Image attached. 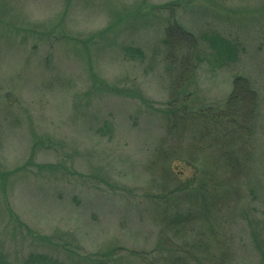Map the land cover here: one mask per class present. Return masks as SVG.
<instances>
[{
    "label": "rangeland",
    "instance_id": "obj_1",
    "mask_svg": "<svg viewBox=\"0 0 264 264\" xmlns=\"http://www.w3.org/2000/svg\"><path fill=\"white\" fill-rule=\"evenodd\" d=\"M169 2L176 6L161 8ZM171 14L198 38L176 48L194 65L177 91L191 114L224 109L235 74L258 96L246 93L252 119L230 145L246 169L237 191L181 232L171 217L191 202L177 193L207 203L230 168L222 132L218 152L203 151L211 140L198 137L196 119L172 130L162 111L175 76L165 59ZM214 34L238 43L236 62L216 55L205 39ZM261 35L264 0H0V245L8 260L38 253L63 264H161V244L202 256L193 243L203 241L211 253L229 245L231 264H264ZM190 152L197 158L188 162Z\"/></svg>",
    "mask_w": 264,
    "mask_h": 264
},
{
    "label": "trees",
    "instance_id": "obj_2",
    "mask_svg": "<svg viewBox=\"0 0 264 264\" xmlns=\"http://www.w3.org/2000/svg\"><path fill=\"white\" fill-rule=\"evenodd\" d=\"M174 6H176L175 2H169L164 4L161 8L170 10L173 9ZM164 36L165 44L170 47L169 53L165 58L167 73L171 74V76H173V73H175L172 83L171 100L167 102L166 108L162 110L167 117L168 126L172 130L182 131V129H184L185 131L184 127L188 124L187 121L189 120L192 122L195 121L194 119H196L202 131L198 137L200 139L206 137V140H211V142H209V145L205 144L204 146H202L200 142H202L203 140H200L199 144L203 147V151H208L204 149L206 148V146H208V148L213 147L214 152L213 150L210 151L213 153L218 152V149H220V145H218L219 136L217 134L219 132H222L224 135L223 141L226 145V159H223V164L230 168V173L226 175V179H220L218 177L215 179V182L219 184V187H217L215 184H213V188L211 187V191L209 192L210 201L207 202L208 204L205 202L200 204V202L196 199L194 193L191 194L190 192H187L185 193L186 195H182V191H185V189L177 193L176 197H180V200H188L191 202L189 210L185 212L181 211L180 204H178L175 208L174 214L171 217L172 221L175 223L174 231L181 232L184 227L186 228L191 222L194 221V218L196 220V218H200L202 216L201 218L210 219L208 218L210 211L216 210L217 208L214 207V204L216 202H219L224 197L227 198L230 195L234 194V190L237 191L236 182L239 181L240 174L246 172V169L242 167L241 164L243 158L241 157V155H239V152L230 145L235 141L232 138H234L235 135H241L242 133L239 123H242L245 118L248 119V121H251L252 119V115H249V113L253 112V110L255 109V103H249L248 99H246V93L251 92L253 99H256V97L258 96H256V92L252 89L251 81L248 78L242 76L241 74H235L232 81V89L230 94L228 95L227 100L225 101L224 109H220L218 112L214 113L211 116H209L210 114L207 113L208 111L198 112L199 116H197L196 114H191V110L188 108L187 102L179 101V94L177 93V91H180L179 86L182 81H184L183 79L187 70L191 67H194V65L193 63H190V58H188L187 56H180L177 53L179 49L177 50L176 48L187 47V49H191V47H194L196 44H198V38L192 31L187 29L177 19H175L172 14L170 15L169 19H167V22L165 24ZM261 37L262 39H264V35H261ZM205 39L215 50V53L219 58H223L227 62L237 61L236 53L238 52V43L236 41H232L231 39L216 34L212 36H206ZM184 90L186 91V86L182 88L181 91ZM245 113H247V115L244 117L243 114ZM205 118H209L208 122L211 124H207ZM196 141H198V139ZM210 156H212V154ZM196 158V154L192 156L191 152L187 157L188 162ZM202 181L203 180L201 179L197 183L199 185H202ZM192 184L193 181L189 183L188 180V185L191 186ZM186 189L187 191L190 190L188 188ZM213 202L215 203L213 204ZM223 202L224 199L220 203ZM174 203H176V200H174ZM163 212L166 214V209ZM209 229L213 230L210 225ZM193 244L196 246L198 251L201 252L202 256L193 254L195 252L192 250V248H183L181 251L182 253L180 254L176 252V250L169 244H161L160 247L163 249L165 248V255L163 260L161 261V264H231V261L234 258L233 249L231 247L229 248V245H227L226 243L217 247L213 253H211V251L209 250L210 248L207 243L203 241H199ZM158 263L159 260H157V263L153 264ZM0 264H16L8 260V258L6 257V253L4 252L1 245ZM22 264L63 263L58 259L50 258L43 254L31 253L22 260Z\"/></svg>",
    "mask_w": 264,
    "mask_h": 264
}]
</instances>
